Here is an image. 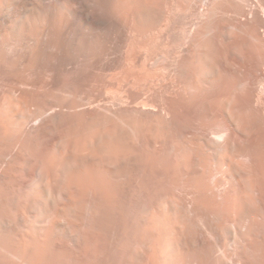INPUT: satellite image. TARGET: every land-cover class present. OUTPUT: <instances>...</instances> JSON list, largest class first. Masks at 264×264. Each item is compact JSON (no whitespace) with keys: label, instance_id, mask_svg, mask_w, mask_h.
Masks as SVG:
<instances>
[{"label":"bare ground","instance_id":"obj_1","mask_svg":"<svg viewBox=\"0 0 264 264\" xmlns=\"http://www.w3.org/2000/svg\"><path fill=\"white\" fill-rule=\"evenodd\" d=\"M0 264H264V0H0Z\"/></svg>","mask_w":264,"mask_h":264}]
</instances>
